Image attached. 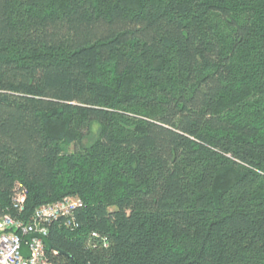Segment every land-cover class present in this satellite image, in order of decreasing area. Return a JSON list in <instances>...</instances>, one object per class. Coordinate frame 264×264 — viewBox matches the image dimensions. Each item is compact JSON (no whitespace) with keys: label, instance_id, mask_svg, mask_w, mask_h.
<instances>
[{"label":"trees","instance_id":"1","mask_svg":"<svg viewBox=\"0 0 264 264\" xmlns=\"http://www.w3.org/2000/svg\"><path fill=\"white\" fill-rule=\"evenodd\" d=\"M68 197L52 264H264V0H0V215Z\"/></svg>","mask_w":264,"mask_h":264},{"label":"built area","instance_id":"2","mask_svg":"<svg viewBox=\"0 0 264 264\" xmlns=\"http://www.w3.org/2000/svg\"><path fill=\"white\" fill-rule=\"evenodd\" d=\"M26 201V193L20 192L14 208L21 213ZM82 206L76 197L64 198L35 210L28 221L9 214L0 215V264H52L46 253L42 239L34 238L26 243L29 257L22 254V243L28 235L38 234L48 237L49 224L53 221H64L66 227H76L74 218L76 209Z\"/></svg>","mask_w":264,"mask_h":264},{"label":"water","instance_id":"3","mask_svg":"<svg viewBox=\"0 0 264 264\" xmlns=\"http://www.w3.org/2000/svg\"><path fill=\"white\" fill-rule=\"evenodd\" d=\"M34 238H42L47 250L51 251L54 250V247L51 245L47 237L40 236L38 234H33V235H28L27 237L24 238L23 243H22V254L28 258L29 257V252H28V247L26 246V243L31 242L32 239Z\"/></svg>","mask_w":264,"mask_h":264},{"label":"bare ground","instance_id":"4","mask_svg":"<svg viewBox=\"0 0 264 264\" xmlns=\"http://www.w3.org/2000/svg\"><path fill=\"white\" fill-rule=\"evenodd\" d=\"M66 227V226H65ZM68 229V228H67ZM40 239H42V238H40ZM43 240V239H42ZM44 242V241H43ZM45 244V243H44ZM45 247H46V245H45ZM46 253H47V248H46Z\"/></svg>","mask_w":264,"mask_h":264}]
</instances>
